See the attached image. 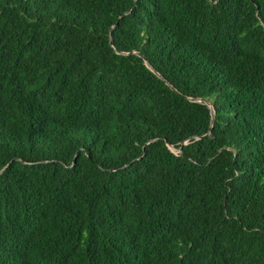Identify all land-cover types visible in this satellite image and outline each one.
Returning a JSON list of instances; mask_svg holds the SVG:
<instances>
[{"label": "trees", "instance_id": "trees-1", "mask_svg": "<svg viewBox=\"0 0 264 264\" xmlns=\"http://www.w3.org/2000/svg\"><path fill=\"white\" fill-rule=\"evenodd\" d=\"M0 264H264V0H0Z\"/></svg>", "mask_w": 264, "mask_h": 264}, {"label": "water", "instance_id": "water-1", "mask_svg": "<svg viewBox=\"0 0 264 264\" xmlns=\"http://www.w3.org/2000/svg\"><path fill=\"white\" fill-rule=\"evenodd\" d=\"M111 44H113V40H111ZM139 55L140 56H142V54L141 53H139ZM150 67H151V69H153L162 79H165L161 74H159L151 65H149ZM194 101H196L195 99H193ZM199 101H201V102H205L207 105H209L211 108H212V112H213V124L215 123V119H216V112H215V110L213 109V105L210 103V102H208V101H206V100H199ZM170 145V144H169ZM171 146V149L173 150V151H175L176 152V149L172 146V145H170ZM180 151L182 152L183 151V147L180 149Z\"/></svg>", "mask_w": 264, "mask_h": 264}]
</instances>
